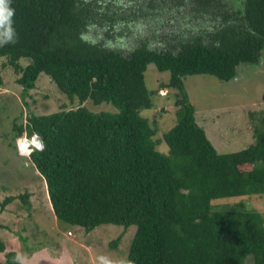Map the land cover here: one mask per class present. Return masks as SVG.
<instances>
[{"label":"trees","instance_id":"1","mask_svg":"<svg viewBox=\"0 0 264 264\" xmlns=\"http://www.w3.org/2000/svg\"><path fill=\"white\" fill-rule=\"evenodd\" d=\"M87 2L0 0V86L1 65L14 67L23 99L44 72L81 104L30 112L26 124L14 126L16 139L27 133L43 140L28 159L46 183L57 218L87 232L101 224L136 225L126 264H243L249 256L264 264V215L244 204H216L264 194V110L254 116L253 143L220 153L197 122L184 82L192 74L230 80L241 63H259L264 0H131L122 5L130 13H107L104 27L133 30L136 44L128 54L94 37ZM147 8L165 22L157 30L148 19L141 23ZM184 19L198 31L163 34ZM143 25L152 29L145 37ZM150 63L170 71L161 88L176 89L177 120L163 134L168 152L157 147V131L141 113L154 107L160 90L146 85ZM87 100L116 110L94 112L83 105ZM16 197L7 196L1 209ZM21 197L28 203V193ZM0 254V264H23L1 237Z\"/></svg>","mask_w":264,"mask_h":264},{"label":"rangeland","instance_id":"2","mask_svg":"<svg viewBox=\"0 0 264 264\" xmlns=\"http://www.w3.org/2000/svg\"><path fill=\"white\" fill-rule=\"evenodd\" d=\"M86 1L95 15L90 29L94 31V37L128 54L129 48L136 44L133 30L131 32L122 24L111 31L104 27L109 26L105 17L107 13L118 12L116 16L126 12L129 14L130 9H126L127 6L122 8V5H129L131 0ZM140 14L145 16L141 23L148 19L155 30L165 23L158 18L159 13L152 9H143ZM183 21L170 23L163 34L180 27L185 32L198 31L194 23L190 25L188 20ZM130 25L135 28L133 22ZM150 27L141 26L144 37L152 30ZM122 28L125 33L119 34ZM158 33L161 35L160 31ZM166 40L171 42L172 39L167 37ZM6 60L3 57L1 63H6ZM21 63L26 65L28 61L22 59ZM1 69L4 83L0 86V237L19 251L23 264H126L137 226L131 225L125 229L123 225L101 224L87 232L79 225L58 219L43 177L28 157L19 154L17 148L14 126L26 124L30 112L39 115L75 108L81 105L79 100L71 102L44 72L39 75L35 88L23 99V88L17 82L19 75L14 67L1 65ZM169 78L170 71H159L153 63L148 65L146 85L149 89L160 90L154 107L141 112L157 131L154 136L157 147L165 152H168L169 146L163 134L177 120L174 113L177 108L174 104L176 89L161 88V83L169 82ZM184 82L196 108L197 122L204 127L218 152L238 151L254 142V123L258 121L254 116L264 110V48L259 63H241L236 76L230 80H222L211 74H192L187 75ZM83 105L94 112L116 110L107 102L94 104L87 100ZM26 193L29 194L28 203L21 197ZM10 195L17 197L1 209L2 202ZM240 199L227 197L217 200L216 204L234 208H241L240 204H244L246 208L264 215V194ZM0 256L5 259L3 254ZM243 264H253L252 257L249 256Z\"/></svg>","mask_w":264,"mask_h":264},{"label":"built area","instance_id":"3","mask_svg":"<svg viewBox=\"0 0 264 264\" xmlns=\"http://www.w3.org/2000/svg\"><path fill=\"white\" fill-rule=\"evenodd\" d=\"M43 147V140L37 134L28 135L27 133H25L24 136L20 137L17 141L19 154L26 157L30 156L33 150H41Z\"/></svg>","mask_w":264,"mask_h":264}]
</instances>
